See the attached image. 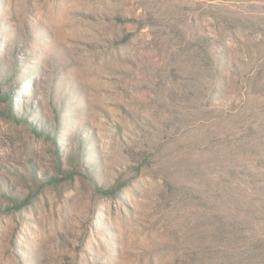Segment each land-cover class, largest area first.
Wrapping results in <instances>:
<instances>
[{
	"label": "rangeland",
	"instance_id": "rangeland-1",
	"mask_svg": "<svg viewBox=\"0 0 264 264\" xmlns=\"http://www.w3.org/2000/svg\"><path fill=\"white\" fill-rule=\"evenodd\" d=\"M0 264H264V0H0Z\"/></svg>",
	"mask_w": 264,
	"mask_h": 264
},
{
	"label": "trees",
	"instance_id": "trees-1",
	"mask_svg": "<svg viewBox=\"0 0 264 264\" xmlns=\"http://www.w3.org/2000/svg\"><path fill=\"white\" fill-rule=\"evenodd\" d=\"M51 181H52V182H56V181H55V178H52Z\"/></svg>",
	"mask_w": 264,
	"mask_h": 264
}]
</instances>
